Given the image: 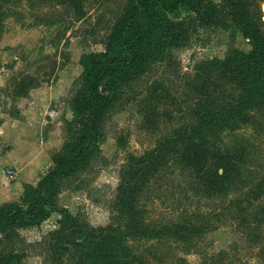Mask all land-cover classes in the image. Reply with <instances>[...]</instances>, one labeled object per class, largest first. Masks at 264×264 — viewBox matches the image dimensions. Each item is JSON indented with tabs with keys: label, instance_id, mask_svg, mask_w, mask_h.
I'll return each mask as SVG.
<instances>
[{
	"label": "rangeland",
	"instance_id": "374dc122",
	"mask_svg": "<svg viewBox=\"0 0 264 264\" xmlns=\"http://www.w3.org/2000/svg\"><path fill=\"white\" fill-rule=\"evenodd\" d=\"M253 1L264 20V0ZM124 3L87 0L84 14L77 18L51 0H0V174L22 182L1 202L19 201L25 181L37 182L51 165L52 155L67 138L65 121L72 117L69 98L82 71L80 57L103 49ZM233 49L249 50L240 31L199 25L189 43L175 50V72L158 65L136 81L141 89L153 77H166L179 92L187 83L200 85L202 92L191 95L187 107L157 127L145 121L143 102L118 100L106 121L102 157L93 169L67 183L59 205L92 225L114 223L121 229L128 217L119 202L136 186L133 206L141 210L143 232L124 241L146 264H264V250L241 233L236 219L242 206L249 204L246 195L215 198L195 193L190 172L177 163L170 146L163 149L168 142L177 145L178 132L195 128L220 145L229 142L232 134L243 136L253 144V174L256 179L264 177V106H244L228 119L229 125L211 123L244 100L231 78L201 77L211 61L223 59ZM39 73L49 80L25 97L12 94L16 79ZM16 109L18 115L9 114ZM153 158L156 162H151ZM140 169L142 178H138ZM61 217L52 212L40 225L20 232L28 243L36 242L56 228ZM259 232L264 236V225ZM38 251L29 248L24 264H42Z\"/></svg>",
	"mask_w": 264,
	"mask_h": 264
},
{
	"label": "trees",
	"instance_id": "16d2710c",
	"mask_svg": "<svg viewBox=\"0 0 264 264\" xmlns=\"http://www.w3.org/2000/svg\"><path fill=\"white\" fill-rule=\"evenodd\" d=\"M51 1L80 18L87 0ZM182 11L186 14L181 18L170 17ZM203 24L235 28L249 44L247 52L233 49L223 59L211 61L201 74L202 78L229 77L244 93L242 102L211 123L229 125L228 119L244 106H264V20L253 0H222L220 5L210 0H125L103 49L80 57L82 71L69 98L72 117L65 121L67 138L52 155L51 165L35 184H24L19 201L0 202V264H24L31 247H38L42 264H146L124 241L143 232L141 210L133 206L136 186L119 202L128 217L121 229L114 223L92 225L67 212L58 198L69 181L93 169L102 157L106 121L118 100L143 102L145 121L157 127L187 107L191 95L202 92L200 85L190 83L179 92L166 77H148L141 89L136 81L158 65L175 72V50L186 46ZM47 80L49 76L40 73L25 74L14 81L12 94L25 97ZM9 114L16 116L19 111ZM2 122L0 118V126ZM174 138L177 145L168 142L163 149L174 150L177 163L193 178L195 193L215 198L246 195L249 204L237 213L238 226L264 250V238H259L264 237L259 232L264 225V177L256 179L251 169L256 163L252 142L232 134L229 142L220 145L196 128ZM142 172L138 171V178ZM55 211L62 215L58 226L28 243L20 229L40 225Z\"/></svg>",
	"mask_w": 264,
	"mask_h": 264
},
{
	"label": "crops",
	"instance_id": "0c3cea01",
	"mask_svg": "<svg viewBox=\"0 0 264 264\" xmlns=\"http://www.w3.org/2000/svg\"><path fill=\"white\" fill-rule=\"evenodd\" d=\"M4 180H6V182H7V187L6 186L5 187L3 186V184H5V181ZM25 183L35 184L36 182L35 181H25ZM18 184H20V186H21L22 185V182H20V181L13 182L12 180L4 179L2 177V175L0 174V199L5 198L4 196L7 195L8 191H10L13 187H16ZM7 201L8 200H4L3 202H7Z\"/></svg>",
	"mask_w": 264,
	"mask_h": 264
}]
</instances>
